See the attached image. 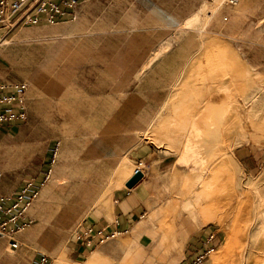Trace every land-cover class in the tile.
Here are the masks:
<instances>
[{
  "label": "rangeland",
  "instance_id": "1",
  "mask_svg": "<svg viewBox=\"0 0 264 264\" xmlns=\"http://www.w3.org/2000/svg\"><path fill=\"white\" fill-rule=\"evenodd\" d=\"M227 1L81 0L58 23L0 27V87H23L25 112L0 125V195L35 194L0 264H68L139 164L146 216L72 264H191L212 234L200 264L264 263V0Z\"/></svg>",
  "mask_w": 264,
  "mask_h": 264
},
{
  "label": "built area",
  "instance_id": "2",
  "mask_svg": "<svg viewBox=\"0 0 264 264\" xmlns=\"http://www.w3.org/2000/svg\"><path fill=\"white\" fill-rule=\"evenodd\" d=\"M80 2L81 0H0V27L58 23L66 19ZM229 2L234 4V0ZM23 97V87L11 93L0 94V125L24 121ZM135 172H140L144 176L140 164L135 167L134 174ZM33 187L34 183L30 182L12 196L0 195V237L16 233L24 227L22 224L24 213L29 206V200L35 196ZM101 233L90 226L80 228L76 235L86 249L92 250L106 242L109 237H113V235L101 237ZM213 238V234L208 236L200 254L193 258L191 264L202 263V260L213 252V244H211ZM10 241V248L16 250L18 244L14 240ZM32 264H55V262L49 256L41 254Z\"/></svg>",
  "mask_w": 264,
  "mask_h": 264
},
{
  "label": "crops",
  "instance_id": "3",
  "mask_svg": "<svg viewBox=\"0 0 264 264\" xmlns=\"http://www.w3.org/2000/svg\"><path fill=\"white\" fill-rule=\"evenodd\" d=\"M226 5L232 7L236 5V2L235 4L232 5L230 4L229 1H227ZM3 93L4 91L1 90V87H0V94H3ZM132 175L133 173L131 174V176ZM130 178H128L125 181V183ZM145 179H146V176L144 175L142 179L139 181V183L135 185L132 189H126L124 187L114 193L113 195L114 211L109 216H102L94 220L92 224L96 230L102 232L101 237H109L112 235L113 237L115 235H123V236L128 235L137 225H139L141 220L146 216L148 210L150 209L151 201L153 198L154 184H153V178L147 179L146 181H144ZM1 180L2 179L0 176V194H4L2 193ZM125 183H124V186H125ZM15 192L16 190L9 193L8 195H12ZM189 241L190 239L188 240V242ZM188 242H186L185 244H187ZM98 246L100 245H97L96 247ZM193 246L194 245L187 247L188 253L186 257L188 260H191L193 257L192 256L193 253L191 252L193 249ZM64 252H65L66 261L68 262V264H72V263H77L87 258V256L91 253V250L86 249L84 247L83 242L78 239L77 235H75L73 239L68 240V242L66 243ZM99 253L103 257L112 258L114 256L112 251H110L106 247L100 248ZM189 256H192V257H189ZM49 257L52 258L54 262H56L54 257L52 256H49ZM98 257H99L98 255L91 256L85 264H101V260ZM184 260H186V258ZM148 263L149 262H147V264Z\"/></svg>",
  "mask_w": 264,
  "mask_h": 264
},
{
  "label": "water",
  "instance_id": "4",
  "mask_svg": "<svg viewBox=\"0 0 264 264\" xmlns=\"http://www.w3.org/2000/svg\"><path fill=\"white\" fill-rule=\"evenodd\" d=\"M143 175L140 172H135L133 176L125 183L126 189H132L135 185L139 183Z\"/></svg>",
  "mask_w": 264,
  "mask_h": 264
},
{
  "label": "bare ground",
  "instance_id": "5",
  "mask_svg": "<svg viewBox=\"0 0 264 264\" xmlns=\"http://www.w3.org/2000/svg\"><path fill=\"white\" fill-rule=\"evenodd\" d=\"M226 53V52H225ZM204 125V124H203ZM201 127V126H200ZM201 128H204V126H202ZM206 128V127H205ZM205 131H207V130H205ZM210 134V133H209ZM134 174V173H133ZM243 244V243H242ZM249 244V243H248ZM247 246V245H246ZM251 249V248H250ZM244 250V249H243ZM247 250V249H246ZM249 250V249H248ZM255 250V249H254ZM241 253V252H240ZM251 254V253H250ZM241 255V254H240ZM261 255V254H260ZM250 257H251V255H249ZM242 257V256H241ZM237 259V258H236ZM251 261H252V259H251ZM237 262V261H236ZM241 262V261H240ZM239 262V263H240ZM262 263V262H261ZM260 264V263H259ZM264 264V263H263Z\"/></svg>",
  "mask_w": 264,
  "mask_h": 264
}]
</instances>
